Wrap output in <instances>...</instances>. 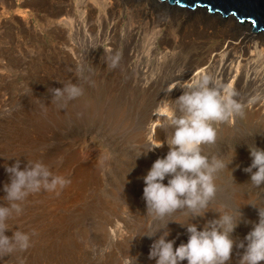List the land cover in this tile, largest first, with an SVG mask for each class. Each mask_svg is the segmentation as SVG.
<instances>
[{
    "label": "rangeland",
    "instance_id": "374dc122",
    "mask_svg": "<svg viewBox=\"0 0 264 264\" xmlns=\"http://www.w3.org/2000/svg\"><path fill=\"white\" fill-rule=\"evenodd\" d=\"M29 1L35 9L50 7L47 2L58 3ZM66 1L71 7L62 46L42 31L43 14L26 11L44 41L56 46L50 55L57 63L47 58L50 66L23 64L12 71L16 76V91H12L18 96L0 106V203H7L2 199L4 185L10 183L6 166L16 159L22 168L28 161H42L70 183L59 194L30 195L22 213L9 218L6 235L12 237L19 229L29 233L32 242L27 250L0 253V264H123L130 254L138 258V264H155L149 259L151 245L170 221L202 227L224 208L241 209L245 221L251 222H242L234 233L237 242L243 240L259 220L255 207L264 209V187L252 185L244 171L252 163L248 145L264 149V114L249 117L252 108L246 104L243 116L214 125L216 142L204 145L203 153L226 162L235 152L236 157L229 169L216 174L215 198L205 217L196 219L187 210L162 221L147 215L144 177L155 157H165L169 148L165 144L138 159L153 141H159L156 128L163 114L158 109L169 97L158 92L165 69L187 67V53L205 54L211 49L215 39L204 30L222 16L210 19L206 11L199 12L205 17L197 26L189 14L156 8L149 0ZM153 21L157 27L148 29ZM134 27L140 30L137 38L130 35ZM129 46L131 58L125 59ZM197 75L192 73L181 85ZM67 83L79 85L83 95L66 105L54 102L53 89ZM144 96L157 100L147 102ZM168 231L177 247L187 243L186 227L171 222ZM150 234L157 236L142 237ZM242 252L235 249L230 264H238Z\"/></svg>",
    "mask_w": 264,
    "mask_h": 264
},
{
    "label": "clouds",
    "instance_id": "9594fccd",
    "mask_svg": "<svg viewBox=\"0 0 264 264\" xmlns=\"http://www.w3.org/2000/svg\"><path fill=\"white\" fill-rule=\"evenodd\" d=\"M114 66V65H113ZM185 91L176 98V107L164 103L158 109L164 122L172 129L166 141H153L152 147L139 157L147 155L167 144L169 151L157 159L144 177V200L147 215L162 221L179 210H187L193 217H205L209 205L215 198V177L218 172L233 163L203 153V146L213 144L217 139L214 125L243 116V105L235 98L236 93L226 85L213 84L210 76L195 79L186 85ZM83 95V89L74 83L54 88L52 100L66 105ZM252 163L244 171L251 176V184L264 187V149L249 146ZM137 159V160H138ZM10 183L4 185L6 196L0 203V253H12L17 249L24 251L31 246V235L15 230L12 237L6 235L10 230L7 221L15 213H22L23 202L32 194L46 191L49 193L65 188L70 180L54 173L42 161H28L22 168L20 159L12 166H6ZM167 180V183L165 181ZM253 206V205H251ZM255 207V206H254ZM258 209V222L243 240L237 242L234 233L245 221L241 209L224 208L217 211L218 218L208 220L202 227L197 223L182 224L188 233L187 243L176 246L170 240L168 225L160 230L158 239L151 245L149 259L155 264H230L234 250L243 252L238 264H264V209ZM157 234L142 237L153 238ZM123 264H138V258L126 257Z\"/></svg>",
    "mask_w": 264,
    "mask_h": 264
},
{
    "label": "bare ground",
    "instance_id": "6f19581e",
    "mask_svg": "<svg viewBox=\"0 0 264 264\" xmlns=\"http://www.w3.org/2000/svg\"><path fill=\"white\" fill-rule=\"evenodd\" d=\"M56 1H58L56 5H53L52 1L47 2V4L51 3L50 7H45V4L40 6L39 9H35L31 6L29 0H0V87L2 90V93L0 92V106H4L6 101L18 96L16 92L12 91V89L16 91V76L14 77L12 72L15 67H20L23 64H29L30 66L33 64H51L47 58L51 59L52 64L57 63L55 57L52 58L50 55L51 52L56 50V46L53 45L52 41L57 44L60 43L61 46L63 45L66 35V22L70 15L67 8L71 6L66 0ZM100 1L103 4H113L114 2V0ZM149 1L148 3L155 5L156 8L163 6L189 14L194 17L191 21L193 25H200L201 18L205 17L201 15L202 10H197L198 12L185 11L165 5L157 0ZM30 9H32V12H39L44 15L42 17V22H44L42 31L51 36L52 41H49V43L44 41L45 37L42 31L36 30L28 20L26 11ZM213 16L215 15L207 14L210 19H216ZM235 19L233 20L232 17L227 20L221 18L216 24L215 22L209 24V27L204 31L206 35L215 39L214 45L205 54L187 53L188 57L186 58H189V66L184 67L185 69H165V79H162L158 92L159 95L169 96L166 101L167 103L171 101L169 104L172 107H176V98L187 90V84L182 86L181 83L187 81L188 77L196 72L198 73L196 79L210 76L213 84L229 86L236 93L235 98L243 107L250 104L252 110L249 111L253 115L250 114L249 117L264 114V33L254 32L251 25L242 23L237 19L238 22H236ZM47 23H50L51 27ZM157 24L154 21L151 22L148 29H155ZM45 25L48 27L46 28ZM160 26H162L161 23ZM137 31L140 30L134 27L130 35L137 38ZM131 48L130 46L127 47L125 59L131 58L129 51ZM32 49L34 52L31 51ZM57 50L60 53L61 49L59 47H57ZM61 53L66 54L63 50ZM197 57H201L202 61L195 62L194 59ZM206 66H208L207 69H205ZM152 90L155 91L156 87ZM11 91L16 97L12 96ZM142 98L147 102L157 100L150 96ZM171 132L172 129L164 122L163 117V121L156 128L158 140L166 141ZM249 197L246 195L245 200L247 203L250 201Z\"/></svg>",
    "mask_w": 264,
    "mask_h": 264
},
{
    "label": "water",
    "instance_id": "95a60500",
    "mask_svg": "<svg viewBox=\"0 0 264 264\" xmlns=\"http://www.w3.org/2000/svg\"><path fill=\"white\" fill-rule=\"evenodd\" d=\"M165 5L182 10H202L223 19L236 18L264 33V0H157Z\"/></svg>",
    "mask_w": 264,
    "mask_h": 264
}]
</instances>
